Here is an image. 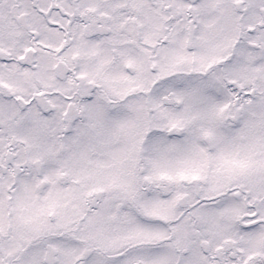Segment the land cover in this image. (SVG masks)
I'll return each instance as SVG.
<instances>
[{
	"label": "snow or ice",
	"instance_id": "6c2138e0",
	"mask_svg": "<svg viewBox=\"0 0 264 264\" xmlns=\"http://www.w3.org/2000/svg\"><path fill=\"white\" fill-rule=\"evenodd\" d=\"M0 264H264V0H0Z\"/></svg>",
	"mask_w": 264,
	"mask_h": 264
}]
</instances>
